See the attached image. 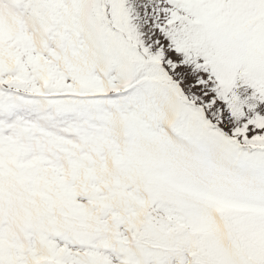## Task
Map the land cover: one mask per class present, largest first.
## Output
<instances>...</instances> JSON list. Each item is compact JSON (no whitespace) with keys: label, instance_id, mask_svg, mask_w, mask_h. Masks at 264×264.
<instances>
[{"label":"snow or ice","instance_id":"6c2138e0","mask_svg":"<svg viewBox=\"0 0 264 264\" xmlns=\"http://www.w3.org/2000/svg\"><path fill=\"white\" fill-rule=\"evenodd\" d=\"M0 264H264V0H0Z\"/></svg>","mask_w":264,"mask_h":264}]
</instances>
